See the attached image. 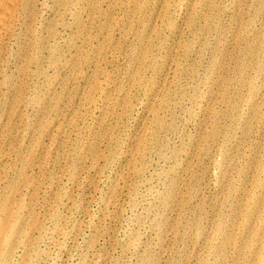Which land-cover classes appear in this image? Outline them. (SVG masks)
Segmentation results:
<instances>
[{"label": "rangeland", "instance_id": "1", "mask_svg": "<svg viewBox=\"0 0 264 264\" xmlns=\"http://www.w3.org/2000/svg\"><path fill=\"white\" fill-rule=\"evenodd\" d=\"M260 1L89 0L86 27L71 25L68 41L57 47L70 56L68 73H57L53 106L32 105L38 116L31 107L24 112L37 135L21 143L38 180L24 203L42 228L34 236L42 238L17 248L10 264L221 259L210 256L208 244L221 242L211 222L219 212L231 214L215 203L240 192L245 172L244 186L252 190L264 155ZM193 6L208 13L195 26ZM48 21L49 31H61V21L52 15ZM63 63L59 58L58 67ZM213 110L219 120L208 114ZM225 143L230 181L223 185ZM167 185L172 193L181 189L186 203L176 235L168 237L160 232L165 204L173 199L165 196ZM188 220L200 231L183 230Z\"/></svg>", "mask_w": 264, "mask_h": 264}, {"label": "bare ground", "instance_id": "2", "mask_svg": "<svg viewBox=\"0 0 264 264\" xmlns=\"http://www.w3.org/2000/svg\"><path fill=\"white\" fill-rule=\"evenodd\" d=\"M88 2L89 0H0V261L2 264H10L17 248L27 244L35 246L42 238L40 234L34 236L33 230L41 231L42 228L32 218L34 209L24 203V196L30 194L32 198L34 183L38 182L34 172L35 165L30 164L32 157L26 159L24 153L27 151L24 150L27 147L21 143L26 136L33 138L37 135L31 124L24 123L26 120L24 118H27L24 112L27 113L30 107L35 109L32 105H43L45 111L53 106L58 83L57 73H68L67 57L70 56L68 50L59 48L58 51L57 47L61 41H68L71 25H78L77 28L81 30L86 27L83 14L87 10ZM260 6L264 9V0L260 1ZM191 10L193 11L189 14V18L193 20V26L198 23L196 19L208 18L206 11L196 12L194 6ZM49 15L61 21L58 25L61 26L60 32L49 31L47 26ZM68 17H73L72 22H65ZM220 29L219 36H221ZM45 32L47 36L44 35ZM218 51L219 45L214 48L215 53ZM59 58L64 61L62 68L58 67ZM142 79L144 80L143 75ZM137 85L147 91L140 80L137 81ZM163 92L160 91L161 94ZM169 97V94L168 96L164 94L166 101ZM262 103L264 104V100ZM227 109L235 110V107L227 105ZM35 112L38 116L40 110L35 109ZM208 114L213 120L222 117L216 110ZM15 118L18 120L14 123ZM157 122V125L161 124L160 120ZM219 133V127L214 125L211 137L215 138ZM224 135L228 137L229 132L226 131ZM220 148L222 158L219 161V171L222 173L224 185L230 181L226 175L230 162L223 159V153L228 151L227 143L224 146L220 145ZM157 154L161 155L159 152ZM243 176L244 180L247 179L248 173H243ZM244 180L240 192L235 197L228 195L223 202L215 203L219 211H228L231 215L219 212L218 218L212 220L213 236L216 239H220L221 236V242L219 240L214 245L210 242L208 248L211 258L221 259L211 262L207 258L204 264H264V155L259 162L258 178L255 183H251L252 190H248L247 186L245 188ZM172 187V185L165 186V196L167 195L168 198L172 196L173 199L165 204L167 213L162 218L164 224L160 228L161 234L167 237L170 234L176 235L177 220L186 208V203L183 201L185 199L181 195L182 190L176 187L179 191L172 193ZM154 222H157V217ZM182 227L190 233L195 228L200 231L199 225L189 220ZM183 238L180 234V239ZM204 239L211 240L209 235ZM142 264L153 263L145 261Z\"/></svg>", "mask_w": 264, "mask_h": 264}]
</instances>
